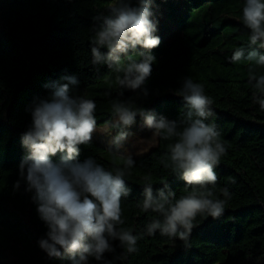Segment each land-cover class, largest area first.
Returning <instances> with one entry per match:
<instances>
[{
  "label": "trees",
  "instance_id": "obj_1",
  "mask_svg": "<svg viewBox=\"0 0 264 264\" xmlns=\"http://www.w3.org/2000/svg\"><path fill=\"white\" fill-rule=\"evenodd\" d=\"M114 2L0 0V264H71L67 256L49 257L40 248L48 228L32 199L34 192L26 191V181L19 175V164L27 155L22 136L32 123L30 109L37 99L50 97L53 82L66 83L65 76L79 81L70 85V96L95 101L98 126L112 120V104L119 100H131L169 120H182L187 106L179 89L185 78H191L212 99L215 115L206 123L215 125L226 147L214 168L217 181L209 188L219 199H224L222 190L227 188L231 198L218 218L196 217L187 246L159 231L148 235L147 225L161 217L138 206L145 177L150 178L154 195L165 185L176 198L191 191L165 167L174 139L158 137L155 148L133 158L135 165L124 177L131 193L121 199L124 224L119 227L139 237L137 251L129 253L119 241H112L114 252L104 253L102 261L89 257L88 264H264V110L253 102L256 90L249 83V68L259 77L264 66L247 59L229 62L237 48L251 50L250 29L242 20L245 0H191L177 5L172 21L178 33L160 38L154 49L137 48V53L151 51L156 57L145 85L147 97L130 89H123L121 96L119 85L107 81L117 73L106 65L91 64L93 28L102 23L94 18L108 15ZM129 2L137 4V0ZM79 148L81 162L92 157L109 171L122 166L110 160L104 146L93 138ZM51 159L58 162L60 153Z\"/></svg>",
  "mask_w": 264,
  "mask_h": 264
},
{
  "label": "clouds",
  "instance_id": "obj_2",
  "mask_svg": "<svg viewBox=\"0 0 264 264\" xmlns=\"http://www.w3.org/2000/svg\"><path fill=\"white\" fill-rule=\"evenodd\" d=\"M151 9L152 0H137L136 6L129 0H115L108 7V15L94 18L102 23L93 28L91 64L106 65L117 73L121 96L123 89L139 90L144 97L149 95L145 85L156 57L151 51L137 53V48L151 50L161 43L155 35L157 23L151 19ZM242 20L250 29L248 47L251 50L237 48L229 62L247 59L264 66V53L254 47L264 49V0H245ZM130 53L140 59H133ZM62 79L67 82L50 85V97L34 101L30 109L32 123L22 136L27 155L19 164L26 191L34 192L32 199L48 228L47 238H42L39 246L49 257L63 254L71 264H88L89 257L102 261L104 253L115 251L112 241H119V246H126L129 253L137 251L139 237L119 227L124 224L121 199L131 193L124 177L130 175L135 165L133 157H125L120 149L130 135L125 129L135 124L137 116L146 128L153 130L154 136L174 139L168 146L166 155L170 163H165V167H170L191 188L188 194L176 198L175 192L165 185L154 195L150 178L145 177L143 200L138 206L161 217L147 225V234L159 231L161 236L178 237L187 246L198 215L215 219L223 214L231 198L229 190H222L224 199L214 198L209 185L214 186L217 181L214 168L226 154V147L215 125L206 123L215 113L213 101L205 94L203 85L191 78L183 80L179 96L185 101L187 111L179 121L157 116L135 106L131 100L114 102L109 127L117 131L109 141L108 151L120 156L122 166L109 171L92 157L83 162L78 160L79 146L89 144L96 131V103L85 96H70V85L79 83L75 76ZM249 83L256 90L253 102L264 110V75L257 77L249 68ZM57 153L60 159L54 162L51 158ZM15 187H19V181Z\"/></svg>",
  "mask_w": 264,
  "mask_h": 264
},
{
  "label": "rangeland",
  "instance_id": "obj_3",
  "mask_svg": "<svg viewBox=\"0 0 264 264\" xmlns=\"http://www.w3.org/2000/svg\"><path fill=\"white\" fill-rule=\"evenodd\" d=\"M190 1L191 0H155L151 9L153 12L151 19L157 23V31L155 34L163 39H169L172 34H177V27L172 21V17L175 15L174 8L177 5H185ZM116 75L109 76L107 81L111 84H117ZM110 122L105 125H96V131L93 133L92 138L104 146L106 149V156L110 160L121 163L122 160L120 156H113V154L108 151L109 141L117 131L109 127ZM125 131L130 133L128 139L123 142V147L120 149V152L125 157L128 155H131L133 158L143 156L158 145V137L153 135V130L143 125V121L139 116L136 117L135 124L126 128Z\"/></svg>",
  "mask_w": 264,
  "mask_h": 264
}]
</instances>
